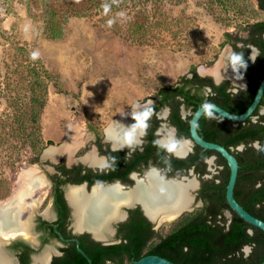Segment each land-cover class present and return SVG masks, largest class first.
Segmentation results:
<instances>
[{
	"label": "rangeland",
	"instance_id": "374dc122",
	"mask_svg": "<svg viewBox=\"0 0 264 264\" xmlns=\"http://www.w3.org/2000/svg\"><path fill=\"white\" fill-rule=\"evenodd\" d=\"M153 2L125 9L124 17L71 18L58 38L25 2L0 3V200L16 191L28 166H50L46 158L30 162L44 150L61 148L72 164L78 149L77 156L93 151L110 123L136 103L192 70L214 78L202 68L229 67V35H244L263 19L258 0ZM134 26L140 33H132ZM12 154L20 158L16 166ZM197 211L156 231L165 236Z\"/></svg>",
	"mask_w": 264,
	"mask_h": 264
},
{
	"label": "flooded vegetation",
	"instance_id": "af4514ba",
	"mask_svg": "<svg viewBox=\"0 0 264 264\" xmlns=\"http://www.w3.org/2000/svg\"><path fill=\"white\" fill-rule=\"evenodd\" d=\"M244 36L250 37V35ZM235 37L230 42V53L232 51L243 52L248 65L246 68L235 69L243 82L242 85L235 84L230 79L216 81L212 77H210L212 81H179L172 86L160 89L152 100H147L144 104L136 103L133 109L130 108L119 115L106 128L105 136L95 140L93 151L84 150L79 156L77 155L81 149L76 151V162L69 164L61 156L62 152H59L56 159H52L47 155L46 150L30 160L31 163H37L42 158L47 159L50 166H44L42 169L41 166L34 164L28 166V169L24 171L25 173L32 168L37 169L36 175L43 176L47 186L28 191L21 203L14 202L12 212L20 213L18 220L26 221L29 218L30 222L29 227L22 229V225L18 221L16 234L0 236V244H2V249L10 260V264H120L122 250L107 251V248L136 242L137 239L129 238L128 235L132 218L138 216V212H141L142 216L151 223L150 232H157L155 224L147 217L148 215L146 216L144 205L142 206L141 202L128 210V216L125 219L121 218L114 225L113 233H106L107 239H104L103 225L98 227L95 222L83 224L81 230L77 229L75 224L76 209L67 196L70 189L87 198L94 195L95 188L100 190L108 186L119 185L124 188L123 190H130L138 181L144 180V183H147L148 173L155 170L157 173L159 172V177L167 182L169 180L187 182L188 179H195L198 185L191 192L194 197L192 207H195L194 211L204 208L206 188L209 184H222L227 175V168L222 155L220 156L218 152L209 155L206 152L209 150H204L194 143L190 130L192 117L205 101L218 105L217 102L221 100L224 104L225 95H228L227 107L232 112H236L234 114H243L249 108L243 110L249 99L248 95L244 93L249 92L250 95L258 85L260 86L264 77V75L262 76L264 60L262 57L264 56L259 45L245 44L237 41ZM262 39L264 40V33H262ZM250 46L259 50L258 56ZM192 76L193 74L189 78ZM217 82H220L219 86H217ZM217 87L223 88L219 90ZM177 88H182V90L177 91ZM164 89L171 90L162 93ZM145 109L151 111L145 135L138 137V143L132 145L124 143L122 146L116 147L112 139H109L107 129L127 112L133 111L129 118L131 125L134 123L132 119L134 113L142 112ZM262 115H264V107L262 108L261 101L254 114L245 122L239 123L247 125L249 124L248 120L251 124L262 122ZM203 116L205 119L202 128L212 131L209 136L217 144H219L217 141L224 142L226 139L230 145L229 148H225L232 154L233 152L242 153L247 149V145L244 143L237 145L233 143L234 130L239 127V123L230 120L229 123H225L226 119L215 112L211 119L207 118L205 114ZM172 142H175V148L171 152L159 147V145H169ZM183 142L189 143V147L184 154L179 155L177 151L182 148ZM261 144V140H255L248 146L259 149ZM93 160H97L99 164H94ZM43 188H46L45 192L42 191ZM131 191L128 192L129 195ZM15 192L10 197L0 200V207L5 208V205L11 203ZM90 200L94 201L92 198ZM200 203L201 206H198ZM257 208L262 209L264 215V183L262 184V202L257 204ZM225 215L230 218V211H226ZM150 232H144L143 237L140 238L142 244L152 243L148 239ZM249 249L248 253L245 251L246 255H250L252 252V247ZM262 250H264V245H262ZM128 264L131 263L128 261Z\"/></svg>",
	"mask_w": 264,
	"mask_h": 264
},
{
	"label": "trees",
	"instance_id": "16d2710c",
	"mask_svg": "<svg viewBox=\"0 0 264 264\" xmlns=\"http://www.w3.org/2000/svg\"><path fill=\"white\" fill-rule=\"evenodd\" d=\"M9 1L14 0H0V3ZM15 1L25 2L35 12L40 13L44 18V22L47 24L50 35L55 38L61 36L62 26L71 18L113 17L125 9H133L138 6L144 8L148 3L153 2V0ZM157 1L164 2V0ZM105 4L110 6L107 13L104 11ZM258 8L264 13V0H258ZM134 24L135 26L140 25V28L142 30L144 29L143 24L137 21ZM135 26L132 28V33H140V29L137 30ZM243 33L244 35H250V37L237 35L235 39L245 44L255 43L259 45L264 56V40L262 39V33H264V14L262 20L249 24ZM229 38L231 42L234 36L229 35ZM240 51L242 50L240 49ZM262 58L264 59V57ZM190 74H193L192 78H189V75H185L180 81H212L210 77L200 76L196 70H192ZM258 86L250 95L249 92L244 93L248 95L249 99L243 110L247 109L254 100ZM221 88L223 87H217L219 90ZM170 90L164 89L162 93ZM176 90L181 91L182 88H177ZM224 98L225 103L223 104L220 100L217 102L218 105L231 113H236L232 112L226 105L228 95H225ZM35 103V100L30 98L29 107L34 109ZM263 107L264 98L262 99ZM204 119L205 116L200 119L198 126L199 132L206 141L216 143L209 136L212 131L202 128ZM38 121V117L34 116L32 118V123L35 127H38ZM249 121H247L249 123L247 125L245 123H239V127L234 130V145L239 143L247 145V149L244 152H233L240 163L235 197L249 213L264 221L262 209L257 208V204L262 202V184L264 183V115H262V122L251 124ZM229 122V120H225V123ZM20 125L22 128L23 124L20 123ZM255 140H261V148L255 149L252 146H248ZM217 142L229 148L230 144L226 142V139L224 142ZM206 152L209 155L217 153L214 151ZM8 160L12 166H16L20 158L17 157V154H12ZM224 162L227 168L225 180L219 185H208L206 188L207 194L204 197L205 206L202 210L192 215L189 214L179 227L165 236H162L158 232H150L152 227L151 223L142 216L141 212H138V216L132 218L130 234L128 235L129 238L137 239V243L130 242V244L108 247L107 251L122 250L120 264H128V261L132 264V261L140 260L148 255H157L176 264H262L264 261V250H262V245H264V231L247 223L231 209L226 196L230 169L226 159H224ZM226 211H230V218L225 215ZM148 231L151 233L148 235V239L152 243L149 245L146 243L142 244L140 238L143 237L144 232L147 233ZM246 247H252L250 255H246ZM126 257L129 258L127 259Z\"/></svg>",
	"mask_w": 264,
	"mask_h": 264
},
{
	"label": "bare ground",
	"instance_id": "6f19581e",
	"mask_svg": "<svg viewBox=\"0 0 264 264\" xmlns=\"http://www.w3.org/2000/svg\"><path fill=\"white\" fill-rule=\"evenodd\" d=\"M202 72L212 74L217 81L227 78L232 80L235 84H243L234 68L225 67L221 63L212 69L202 68ZM132 114L133 111L127 112L107 129L108 137L110 140L112 139L116 147L122 146L125 143V133L128 131V126L130 125L129 118H131ZM168 133L171 134V132ZM138 137L139 135H137V140L133 144L138 143ZM188 147L189 143L183 142L182 148L177 151V153L179 155L184 154ZM60 149L50 150L47 152V155L51 156L52 159H56L59 152H62ZM90 157L92 158V156ZM93 161L94 164H99L97 160ZM158 173L155 170L150 171L146 178L147 183H144V180L138 181V183H136L137 186L135 185L132 188L133 190L130 189L126 192H123L124 188L119 185H114L112 187L108 186L100 190L95 188L94 195L91 197L94 201H91V198L82 196L79 192L76 194V192L74 193L73 190L70 189L67 196L76 209L75 216L77 220L75 224L77 229L81 230L83 224L95 222L98 224V227L103 225L102 231L105 230V239L106 233L111 232L109 228L110 222L119 221L124 217L123 213L118 211V208L121 206H133L140 202L142 206L144 205L143 208L148 217L152 221L158 222L161 226L176 221L184 215V211L191 209L194 200L191 192L197 188V181L195 179H188L187 182L175 180H169L167 182L165 179L162 180ZM36 174L37 169L35 168L25 172V176L22 174V181L20 180L13 200L11 203L5 205V208L0 207L1 237L2 235L9 236L17 233L16 225L17 222L20 221L18 220L20 213L12 212L14 209V202L21 203L28 191H34L37 187L47 186L44 177L37 176ZM129 191H131L130 195L128 193ZM109 210H111V212H109ZM29 220L28 218L26 221H20L22 229L29 227ZM1 245L2 244H0V264H10V260L5 255Z\"/></svg>",
	"mask_w": 264,
	"mask_h": 264
},
{
	"label": "water",
	"instance_id": "95a60500",
	"mask_svg": "<svg viewBox=\"0 0 264 264\" xmlns=\"http://www.w3.org/2000/svg\"><path fill=\"white\" fill-rule=\"evenodd\" d=\"M227 64H228V62H227ZM213 79L216 80L215 78H213ZM223 80H228V79L224 78V79H221L219 81H223ZM263 98H264V77L261 81V84L259 86V89L257 91V94H256L253 102L251 103L249 108L243 114L237 115L234 113H230V112L226 111L225 109L221 108L220 106L213 104L215 106L214 112L219 114L223 119H227V120H230V121H233L236 123L245 122L248 118H250L254 114V112L256 111L258 106L260 105ZM203 115H204V112L202 111V107H200L192 117L191 124H190L192 140L194 141L195 144L199 145L204 150L218 152L220 155H222V157H224L226 159L228 166L230 168V177H229V181H228V185H227L226 196H227V201H228L231 209L234 212H236L244 221H246L247 223L261 229L262 231H264V221H262L261 219H258L257 217H255L251 213H249L237 201V199L235 197V188H236V184L238 181L239 169H240V164H239V161L236 158V156L233 155L224 146L217 144V143L206 141L200 136V134L198 132V123H199L200 119L203 117ZM126 191H128V190H123V192H126ZM138 204L139 203H136L133 206H121V207H119L118 211L123 213V215H124L123 219H125L128 216V210L136 207ZM198 206H201V203ZM194 210H195V207L191 206L190 210H186L189 212L184 211L183 214L190 213L191 211H194ZM145 214H146V212H145ZM146 216H147V214H146ZM118 222L119 221L110 222L109 228L111 230V233H113L115 231L114 225ZM152 222L155 224V229L160 227V224L158 222H154V221H152ZM245 251L248 253L250 251L249 247H246ZM132 264H176V263H174V262H172L166 258L157 256V255H148V256L141 258L140 260L133 261ZM262 264H264V261L262 262Z\"/></svg>",
	"mask_w": 264,
	"mask_h": 264
},
{
	"label": "clouds",
	"instance_id": "9594fccd",
	"mask_svg": "<svg viewBox=\"0 0 264 264\" xmlns=\"http://www.w3.org/2000/svg\"><path fill=\"white\" fill-rule=\"evenodd\" d=\"M110 6L108 4L104 5V11L107 13L109 11ZM120 17H124L125 13L120 12L118 13ZM108 26L111 27L114 23V20H108L107 21ZM250 48L255 51L256 56L259 55V50L255 49L254 46H250ZM251 56V53H249ZM38 56V53H32V58L35 59ZM255 59V57H252ZM228 64L232 68L239 70L240 68H246L247 62L244 58L243 52H236L232 51L228 56ZM220 82H217V86H219ZM202 111L206 115L207 118L211 119L213 118L214 108L215 106L208 101H205V103L201 106ZM151 111L148 109H145L142 112H135L132 119L134 120V123L128 126V131L125 133V143L127 145H132L137 140V135L143 136L146 133V129L148 128V120L150 119ZM159 143V142H157ZM159 147L165 148L167 151L171 152L175 148V142L170 143L169 145H159Z\"/></svg>",
	"mask_w": 264,
	"mask_h": 264
}]
</instances>
